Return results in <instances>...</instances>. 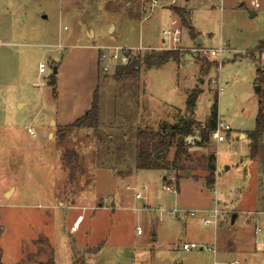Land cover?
<instances>
[{
	"label": "rangeland",
	"instance_id": "374dc122",
	"mask_svg": "<svg viewBox=\"0 0 264 264\" xmlns=\"http://www.w3.org/2000/svg\"><path fill=\"white\" fill-rule=\"evenodd\" d=\"M171 1L157 0L151 8L147 0H0L3 264L45 261L50 256L47 245L54 264H264V252L257 250L264 243V134L253 158L247 138L258 109L254 87L260 84L264 94V72L256 55L264 39V0ZM172 8L190 13L193 37ZM174 27L181 31L179 64L142 67L139 78L127 84L112 80L114 68L104 74L97 67L101 142L95 141L93 131L82 130L62 145L57 143L55 127L72 123L75 118L67 116L70 106L84 101L91 90L93 46L143 48L132 58L162 52L166 44L161 32ZM202 48L224 52L218 60L192 52ZM197 61L203 65L202 74ZM40 63L46 67L41 75ZM54 67L61 95L57 114L47 86ZM193 89L201 91L194 121L204 125L217 96V119L230 128L222 143L209 138L199 146L197 131L183 139L193 157H215L213 187L205 186L203 172L191 178L190 171H184L179 192L168 194L166 184L177 188L175 179L170 181L174 175L134 170L133 158L116 166L132 169L129 176H119L111 166V148L124 140L123 133H128L127 146L133 151L136 129L175 124L185 115L187 93ZM64 149L77 151L87 170L75 184L67 181L61 166ZM173 152L171 148L169 159ZM135 193L143 199L136 201ZM217 202L228 214L217 230L202 227L200 214L179 219L167 215L172 210L205 212ZM79 215L83 221L71 232ZM137 228L142 235H137ZM256 228L261 232L255 235ZM182 243L215 244L228 251L218 250L214 256L187 253ZM102 247L106 251L95 263L91 253Z\"/></svg>",
	"mask_w": 264,
	"mask_h": 264
},
{
	"label": "trees",
	"instance_id": "16d2710c",
	"mask_svg": "<svg viewBox=\"0 0 264 264\" xmlns=\"http://www.w3.org/2000/svg\"><path fill=\"white\" fill-rule=\"evenodd\" d=\"M173 14L178 19L180 25L187 29L189 36H194V30L191 27L190 13L182 9H171ZM264 46V39L259 42L257 49L260 50ZM181 56L177 51H162V52H150L144 55H138L131 58L125 65L117 66L113 70L112 80L117 84H127L137 80L140 76L141 68L149 70L152 68H159L168 61H174L179 64ZM207 63V62H206ZM199 72L203 73V65L199 64ZM216 67L215 63H212ZM210 65V66H211ZM100 71V70H99ZM101 72V71H100ZM99 80L95 90L92 93V101L90 108L83 114L82 117L76 119L73 123L66 126L55 127V140L62 145L68 139V137L77 131H93V137L96 142H101L102 138L97 133L99 125ZM258 82H261V78H256ZM260 85V84H259ZM47 86L51 90V97L53 100L57 99V79L55 75H50L47 79ZM201 91L191 90L187 93L186 108L182 117L178 118V121L173 125H167L166 123H159L157 128L141 127L139 126L135 131V147L133 151H129L127 146L128 138L123 133L124 140L116 145L111 138V144H114V148H111V166H114V170L119 176H129L132 169L123 170L116 169L117 165H126L130 159H134V170H153L170 172L174 175L176 181V187L178 186L179 179H181L184 171H190L191 178H198L196 174L198 171L203 172L205 186L211 189L214 185L216 160L213 155L201 156L200 158L193 157L187 153L185 142L180 141V138L184 140L193 136V131H197L198 139L200 140L199 146L202 142H207L211 136V132L215 129L217 121V96L214 97V103L210 109V114L207 117L204 125H199L193 119L196 100ZM261 97L258 98V109L255 116V128L252 132L247 134V138L250 139V155L253 158L256 152V145L260 137L264 134V94L262 92ZM123 132V131H121ZM130 133H132L130 131ZM174 149L172 158L169 159L168 155L171 150ZM61 166L62 169L67 172V181L70 184H75L79 179L84 178L87 174V170L84 166L83 158L79 153L73 149H64L61 153ZM111 167V168H112ZM196 174V175H195ZM165 179L163 184H166ZM86 184H89V180H86ZM50 250V256L45 261L26 262L20 261L16 264H54L52 257V249L47 245ZM99 251V248L92 251L94 256ZM0 264L2 263V250L0 248Z\"/></svg>",
	"mask_w": 264,
	"mask_h": 264
},
{
	"label": "built area",
	"instance_id": "2783aa9c",
	"mask_svg": "<svg viewBox=\"0 0 264 264\" xmlns=\"http://www.w3.org/2000/svg\"><path fill=\"white\" fill-rule=\"evenodd\" d=\"M150 2L151 8H154L157 5V0H147ZM174 3V1H171V5ZM161 35L163 36L162 42L166 44V47H164L163 50L165 51H178V44L180 43V35L181 31L174 27L173 29H168L163 32H161ZM148 49V48H147ZM143 50V48L139 49H126L122 47H106V48H99L98 49V68L99 70L107 74L109 73L113 68L121 65H125L129 62V60L132 58V54L134 51H140ZM193 53L198 52L200 55L205 56L207 58L218 60L222 57V54L224 52L223 49H198V50H192ZM257 58H258V67L262 72H264V46L258 50L257 52ZM46 72V67L43 63L38 64V74H44ZM230 131V128L228 125H226L223 121L217 119L215 129L211 132L210 138L215 141L216 143H222L225 141L226 134ZM29 133H31L29 131ZM170 181H174V178H170ZM165 191L168 194H175L176 188L170 184H166ZM143 190H146V187H143ZM134 199L136 201L142 200L143 197L140 193L134 194ZM162 211V210H161ZM200 214V224L202 227H211L215 230L217 228L226 223L228 221V214L227 212L220 208L218 206V203H215L213 208H211L208 211L205 212H197V211H178V210H172L167 211L168 217L172 219H179L180 217H190L194 218L197 215ZM83 217L82 215H79L75 221L73 222L72 226L70 227L71 232H76L79 225L82 223ZM137 235H141L142 232L139 228L136 229ZM261 231L260 229H255L254 234H259ZM181 249L184 252H194V251H204V252H210L213 254V256L216 253V246L213 244L210 247L197 245L195 243H182ZM257 250L259 252H264V243L260 245ZM237 264V263H233Z\"/></svg>",
	"mask_w": 264,
	"mask_h": 264
},
{
	"label": "crops",
	"instance_id": "0c3cea01",
	"mask_svg": "<svg viewBox=\"0 0 264 264\" xmlns=\"http://www.w3.org/2000/svg\"><path fill=\"white\" fill-rule=\"evenodd\" d=\"M200 40V39H199ZM197 41V40H196ZM200 44H201V40H200ZM199 44V45H200ZM93 48L96 50V56H95V60H94V66H93V71H92V87H91V90L89 91V93L86 95V98L84 99V101L82 102H77V101H73L72 105L70 106L69 110H68V115L71 119L75 118L72 123L83 116L84 112H86L89 108H90V105H91V101H92V93L93 91L95 90L96 86H97V83H98V56H97V53H98V49L97 47H94ZM57 69V68H56ZM60 103H61V95H60V91H59V87H58V83H57V99L54 100V114H57V112L59 111V109L61 108L60 107ZM79 116V117H78ZM56 124V123H55ZM71 124V123H70ZM57 125V124H56ZM59 126V125H58ZM243 136L242 133H239V137ZM162 174L163 171H158ZM166 179V177H162V182ZM177 192H179V182H178V186L176 188ZM121 200L118 198L117 199V203H120ZM218 203V202H217ZM112 211H115L114 209ZM119 211V209H118ZM233 217L236 218L235 215H233ZM232 217V218H233ZM142 235V234H141ZM217 239V238H216ZM180 241L183 240V237H180L179 239ZM216 243H217V240H216ZM217 246V245H216ZM220 248V247H219ZM217 248L216 247V251H220L221 253L224 252V251H228L227 250H223L222 248ZM122 249V248H121ZM116 251H120V249H114ZM106 251V248L102 247L100 251H98L93 257H94V262L96 263V261L98 260V258L102 255V253ZM111 260V258H110Z\"/></svg>",
	"mask_w": 264,
	"mask_h": 264
},
{
	"label": "water",
	"instance_id": "95a60500",
	"mask_svg": "<svg viewBox=\"0 0 264 264\" xmlns=\"http://www.w3.org/2000/svg\"><path fill=\"white\" fill-rule=\"evenodd\" d=\"M251 16H254V14H251ZM196 44L197 45L200 44V40L199 39L196 41ZM253 71H256V69H254ZM56 73H57V69L54 67L53 68V71H52V74L53 75H56ZM253 76H254V78H257L255 75H253ZM260 89H261V86L260 85H256L254 87V94L257 96V98H260L261 97ZM180 141L182 142L183 141V138H180ZM234 220H235V217L232 218V223L234 222Z\"/></svg>",
	"mask_w": 264,
	"mask_h": 264
}]
</instances>
